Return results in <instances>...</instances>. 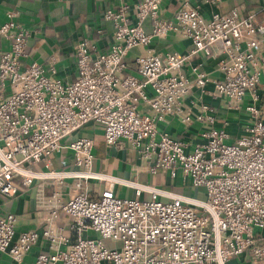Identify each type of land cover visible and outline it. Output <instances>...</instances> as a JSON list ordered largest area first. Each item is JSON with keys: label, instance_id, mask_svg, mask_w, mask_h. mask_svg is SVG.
Segmentation results:
<instances>
[{"label": "built area", "instance_id": "built-area-1", "mask_svg": "<svg viewBox=\"0 0 264 264\" xmlns=\"http://www.w3.org/2000/svg\"><path fill=\"white\" fill-rule=\"evenodd\" d=\"M113 1L104 20L114 43L101 49L103 29L80 40L71 81L57 75L56 57L48 69L27 62L41 29L17 23L14 11L0 27L10 43L0 51V197L16 198L39 182L44 213L40 230L20 232L15 213L1 215L0 253L14 264L38 248L32 264H264V25L236 10L206 19L191 0L169 19L164 0ZM172 36L191 49L151 48ZM135 49L144 52L131 66ZM209 62L219 79L207 73ZM207 100L244 115V134L231 142L229 123L216 126ZM171 123L203 129L196 139L177 138L160 129ZM89 126L102 131L107 152L134 154L140 173L202 188L203 198L94 170L95 139L79 134ZM63 154L66 164L55 167ZM117 187L134 197L119 196ZM61 214L71 218L67 232L58 227Z\"/></svg>", "mask_w": 264, "mask_h": 264}, {"label": "crops", "instance_id": "crops-1", "mask_svg": "<svg viewBox=\"0 0 264 264\" xmlns=\"http://www.w3.org/2000/svg\"><path fill=\"white\" fill-rule=\"evenodd\" d=\"M130 3H137L138 0H128ZM193 6L200 7L201 13L206 19H210L212 13H229L232 10L238 12L239 17L244 18L251 14L256 15V22L264 25V0H221L217 6L204 4L202 0H191ZM183 3V0H164L162 15L165 18H172L174 13ZM114 4L113 0H0V27L7 21V13L14 11L17 13V23L33 31L42 30L43 33H36L35 39L30 42L28 63L37 62L48 69L54 57H56L57 75L71 81L78 77L76 69L75 50L78 42L84 38L94 39L99 29L104 30V37L99 42L103 51L114 43V28L104 20V13ZM263 46L261 55L264 59V35L262 36ZM163 47L160 51H170L173 53H185L191 49L189 41H181L175 37H170L165 43L155 42L151 46ZM10 43L0 37V51H8ZM155 49V48H154ZM144 49L131 51L127 62L132 63L137 55L143 53ZM206 66L207 73L214 79H219L221 75L215 71L214 64L209 62ZM260 103L259 110L264 120V79L259 85ZM205 103L211 105L218 115L216 126H222L225 120L229 123L228 132L233 142L244 134L243 126L247 118L235 112H228L223 108V104L210 100ZM199 112L198 110H196ZM160 129L166 130L172 136L191 137L196 139L203 129L199 123H194L190 128L179 123L160 125ZM84 134L94 137L96 142L94 170L115 175L127 180H137L148 183L155 187L174 192L177 195L191 196L192 188H183L179 185L173 186L169 178L165 175L151 176L140 173L142 163L132 153L107 152L104 147L103 133L100 129L89 126L84 129ZM68 156L65 154L53 158L54 166L65 165ZM39 182L31 189H22V194L16 198L7 199L0 197V216L7 213H15L18 216V231L40 230L43 226L44 213L40 211ZM97 191L96 184L91 186ZM93 192L92 196L97 197ZM50 191H47L49 194ZM116 193L121 197L133 198L135 192L131 188L117 187ZM146 198L148 196H145ZM71 218L66 214H61L58 219V227L67 232V227ZM39 248L31 253V258L27 257L25 264H32ZM0 264H14L7 254L0 253Z\"/></svg>", "mask_w": 264, "mask_h": 264}, {"label": "rangeland", "instance_id": "rangeland-1", "mask_svg": "<svg viewBox=\"0 0 264 264\" xmlns=\"http://www.w3.org/2000/svg\"><path fill=\"white\" fill-rule=\"evenodd\" d=\"M151 48H155V49H157V50H162L163 49V47H159V46H157V45H153V46H151ZM80 135L81 134H83V135H85L84 134V132L82 131L81 133H79ZM204 193H205V190L204 189H193V193L191 194V196L192 197H199V198H203V195H204ZM107 246H108V248H113V247H115V246H118V244H112V243H108L107 244ZM35 251H37V249H34L31 253H34ZM31 253L27 256V257H30L31 258ZM36 256V255H35ZM35 258V257H34Z\"/></svg>", "mask_w": 264, "mask_h": 264}]
</instances>
